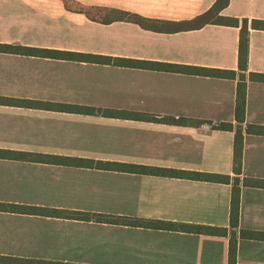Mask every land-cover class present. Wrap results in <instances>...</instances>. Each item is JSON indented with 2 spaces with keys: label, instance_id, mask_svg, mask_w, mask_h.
I'll return each mask as SVG.
<instances>
[{
  "label": "crops",
  "instance_id": "0c3cea01",
  "mask_svg": "<svg viewBox=\"0 0 264 264\" xmlns=\"http://www.w3.org/2000/svg\"><path fill=\"white\" fill-rule=\"evenodd\" d=\"M71 1L185 26L102 23L62 0H0V45L139 62L118 66L0 52V97L96 111L0 103V149L233 179L235 132L211 129L208 122L237 125L240 28L190 26L216 0ZM220 15L264 20V0H230ZM146 63L233 70L237 78L149 69ZM250 73L264 74V30L249 32L237 235L240 229L264 232V187L246 182L264 180V135L246 132L248 124L264 126V83L250 81ZM232 182L0 158L1 204L229 231L211 236L0 211V255L70 264H228ZM237 264H264V241L238 238Z\"/></svg>",
  "mask_w": 264,
  "mask_h": 264
},
{
  "label": "trees",
  "instance_id": "16d2710c",
  "mask_svg": "<svg viewBox=\"0 0 264 264\" xmlns=\"http://www.w3.org/2000/svg\"><path fill=\"white\" fill-rule=\"evenodd\" d=\"M67 9H74L78 12L84 13L91 20L110 23L112 21H128L139 24L145 28H151L154 30L160 29L161 26L173 27V30H179L185 26V23H171L161 22L156 20L145 19L139 15L110 8L100 7H86L77 4L71 0H62ZM230 0H216L213 7L197 17L191 22L192 28H200L206 24H216L229 27L240 28L239 38V54H238V69L239 84L237 90V98L235 105V119L237 125L232 123H212L208 122L211 129L222 131H234L235 143H234V177L230 175L211 174V173H198L187 172L182 170H176L171 168L150 167L144 165L135 164H122L112 163L104 161H95L89 159H70L53 157L43 154H32L24 152L6 151L0 149V158L8 159H33L39 161H51L58 164L72 165L77 167L98 168L106 170H116L129 173H138L146 175L166 176L175 178H190L199 181L213 182V183H231L233 181L232 198H231V212H230V241L228 250V264H237V243L238 238L249 240L264 241V232L252 231V230H239V212H240V178L242 170V156H243V141H244V124H245V111H246V75L248 70V48H249V32L251 29L264 30V20H249L238 19L233 17L221 16V11L229 5ZM0 52L15 53V54H28L37 55L43 57H52L57 59L75 60L80 62H90L98 64L109 65H125L135 66L139 62L113 58L109 56H99L91 54H82L74 52H64L48 49L37 48H25L20 46H8L0 45ZM149 64V69H159L182 72L186 74L214 77V78H226L236 79L237 72L233 70H221V69H209L200 67H189L182 65L164 64V63H146ZM249 80L254 82L264 83V74L250 73ZM19 102L9 98L0 97V103H14ZM19 103H31L35 106H40L48 110L66 111V112H96L88 108H82L79 106L57 104V103H45V102H27L22 101ZM183 123L182 121H174V123ZM187 123V122H186ZM194 125H201V121H192ZM246 132L249 134L264 135V126L261 125H246ZM247 183L253 184L258 187H264V180L247 179ZM0 211H10L14 213L35 214L47 217H58L71 220L92 221L98 223L118 224L135 227H146L159 230L179 231L193 234H204L211 236H228L229 231L226 228H218L203 225H193L186 223H173L164 221H149L133 219L125 216H115L100 213H87L77 211H65L59 209H49L41 207H26L21 205H9L0 203ZM0 264H70L45 260H30L11 256L0 255Z\"/></svg>",
  "mask_w": 264,
  "mask_h": 264
},
{
  "label": "rangeland",
  "instance_id": "374dc122",
  "mask_svg": "<svg viewBox=\"0 0 264 264\" xmlns=\"http://www.w3.org/2000/svg\"><path fill=\"white\" fill-rule=\"evenodd\" d=\"M28 256H32V257H34V258H35V257H38V258H41V257H42V258H44V256L47 257V256H52V255H28ZM53 256H55V255H53Z\"/></svg>",
  "mask_w": 264,
  "mask_h": 264
}]
</instances>
